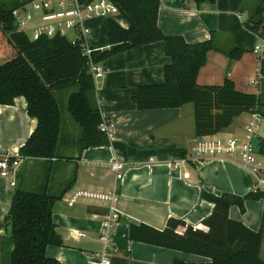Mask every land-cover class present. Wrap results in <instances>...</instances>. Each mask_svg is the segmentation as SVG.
Returning a JSON list of instances; mask_svg holds the SVG:
<instances>
[{
	"label": "crops",
	"instance_id": "1",
	"mask_svg": "<svg viewBox=\"0 0 264 264\" xmlns=\"http://www.w3.org/2000/svg\"><path fill=\"white\" fill-rule=\"evenodd\" d=\"M262 1L216 0L212 5L194 7L185 4V0H160L158 26L163 33L182 36L189 43L208 39L212 31L214 43L220 48L237 46L244 49L238 59H230L217 50L208 51L196 83L218 85L227 77L237 90L256 94L259 86L251 84L256 65L253 49L261 39L246 28L244 21L255 18ZM109 20L127 27L119 13L86 20L89 32L85 41L89 47H108ZM168 61L164 42L156 41L135 46L97 63L102 72L93 76L95 99L101 117L110 126L109 142L80 149V126L75 122L79 134L71 136L63 126L62 118L57 153L72 159L23 158L14 186L0 176V247H3L2 236L7 235L3 217L15 187L46 190L48 194L56 195L75 174L71 188L52 206V219L62 244L48 246L46 254L59 264H91L93 254L102 248L100 218L107 213L108 203L80 201L70 206L64 197L76 188L115 190L121 216L110 233L109 264H172L175 259L197 263L208 261L200 255L128 238L130 224L144 223L162 230L169 218L180 219L206 231L203 220L213 212L214 205L202 198V191L216 195L224 192L244 195L253 189L254 178L241 167L237 156L202 160L195 157L192 147L199 138L195 135L192 103L146 110H139L132 103L130 96L136 86L163 81V66ZM58 92H55L57 99ZM58 103L60 106L59 99ZM236 118L228 128L214 136H242L243 126L241 130ZM35 126L36 119L26 112L24 97H16L12 105H0V150L18 155L19 147ZM256 137L261 136L257 134ZM113 159L124 164L119 180H115L109 167ZM244 208V212H240L238 206L231 205L229 217L251 230L260 229L264 221L262 199H246ZM93 214L99 217L93 218ZM184 229L180 225L176 231L182 234ZM74 230L84 236L77 237Z\"/></svg>",
	"mask_w": 264,
	"mask_h": 264
},
{
	"label": "trees",
	"instance_id": "2",
	"mask_svg": "<svg viewBox=\"0 0 264 264\" xmlns=\"http://www.w3.org/2000/svg\"><path fill=\"white\" fill-rule=\"evenodd\" d=\"M32 0H2L0 2V105H12L16 97L26 100V112L36 119V126L18 149L22 158L72 159L57 153L62 115L55 92L75 87L67 97V111L81 128L80 149L106 145L108 134L100 130L103 118L95 99L94 78L90 62L104 59L135 46L163 41L169 61L163 66L161 83L141 84L130 99L139 110L180 107L192 103L195 135L212 136L228 128L234 117L243 112L256 111L264 118V78L258 93L235 88L225 78L222 84L198 85L196 77L206 63L207 53L217 50L230 59H238L245 51L237 46L223 49L214 43V32L206 40L189 43L182 36L167 35L158 26L160 0H108L118 8L126 20L122 27L108 21V47L83 54L82 41L71 44L64 35H41L31 39L14 23L12 10ZM216 0H185L194 7L212 5ZM187 6V5H186ZM264 0L255 18L244 21L246 28L264 37ZM264 74V68H263ZM258 153L264 156V138H258ZM74 177L59 194L46 190L33 191L15 187L9 209L4 216L6 236H2V250L7 264H59L46 254L50 245H61L62 240L52 219V206L72 186ZM263 192L250 191L244 195L202 191L203 199L213 203V212L203 220L206 231L169 218L166 227L158 230L150 225L130 224L128 238L166 248L203 256L207 262L173 260L172 264H264L260 257L262 227L256 231L233 220L228 215L231 205L244 212L246 199L259 200ZM184 226L182 234L178 226ZM2 251V252H3Z\"/></svg>",
	"mask_w": 264,
	"mask_h": 264
},
{
	"label": "built area",
	"instance_id": "3",
	"mask_svg": "<svg viewBox=\"0 0 264 264\" xmlns=\"http://www.w3.org/2000/svg\"><path fill=\"white\" fill-rule=\"evenodd\" d=\"M118 8L108 0H96L93 2L82 3L77 0H57L53 3L51 0H33L22 7L12 10L14 23L18 30L24 31L27 21L32 20L33 15H39L40 20L31 28L29 37L36 39L41 35L53 36L56 34L64 35L71 44L82 41L83 54L90 56L92 48L86 44L85 36L89 29L85 26V21L94 17H106L117 14ZM264 17V12H263ZM73 31V37H68L66 32ZM259 37V36H258ZM261 39L253 52L257 56L258 64L255 67V74L251 84L258 87L260 81L264 78V37ZM90 72L93 76L102 72L101 66L90 62ZM261 116L256 111L249 112V120L244 126V135L242 138L232 135L229 137L205 136L199 138L192 147V152L198 160L207 158H238L241 167L248 171L254 178L253 192H263L264 194V168L262 161L257 160L258 149L254 144L256 138V129L259 126ZM109 124L102 120L99 128L101 131L109 132ZM23 158L19 155L13 156L0 150V176L8 179L9 185L14 186L16 174ZM124 164L113 159L109 163L115 180L122 178ZM68 205L72 206L80 201L88 202H106L108 203L107 213L100 218L99 238L102 241V248L93 254L91 264H109L110 254L112 252L110 233L114 225L119 221L121 211L116 206L115 190H97L90 188H76L70 190L64 197ZM264 209V195L262 197ZM93 218L99 217L97 214ZM77 237H83L84 234L74 230Z\"/></svg>",
	"mask_w": 264,
	"mask_h": 264
},
{
	"label": "rangeland",
	"instance_id": "4",
	"mask_svg": "<svg viewBox=\"0 0 264 264\" xmlns=\"http://www.w3.org/2000/svg\"><path fill=\"white\" fill-rule=\"evenodd\" d=\"M2 0H0L1 2ZM40 20L39 15H33L32 20L27 21V24L25 27H23L24 32L29 36L30 32H31V28L34 24L37 23V21ZM73 31L70 32H66V35L68 37H73ZM71 37V38H72ZM0 44H2V41L0 40ZM255 56V64H258V59L257 56L254 54ZM255 65V67H256ZM75 89V87H70L64 90H61L57 93V95L59 96L58 99L60 101V107H61V114H62V118H63V126L67 128V130L64 128L63 130H66L69 132V134L72 136H76L79 134V126L71 119V117L69 116L67 110H66V106H65V98L67 96L68 93H70L71 91H73ZM236 120L239 123V127H241L242 130V126H243V131L241 133L242 136H240V138L243 137L244 135V126L247 123V121L249 120V113L248 112H243L242 114L238 115ZM256 133L259 134L261 137L264 138V118H260L259 120V126L256 129ZM257 137L254 140V144L256 146V148L258 149V141H257ZM238 157V153H236L235 157ZM257 160L258 161H262V167L264 168V156L260 155L259 153L257 154ZM239 159V158H238ZM35 174H33L32 176H34ZM32 189V188H30ZM5 216V215H4ZM4 220V217H3ZM2 222V219H1ZM4 223V222H3ZM263 229H264V224H263ZM2 250V247H0V264H7V256L6 253ZM260 257L264 258V231H263V237H262V244H261V250H260Z\"/></svg>",
	"mask_w": 264,
	"mask_h": 264
}]
</instances>
